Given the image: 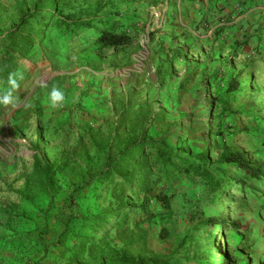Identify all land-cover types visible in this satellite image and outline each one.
<instances>
[{
	"label": "rangeland",
	"instance_id": "374dc122",
	"mask_svg": "<svg viewBox=\"0 0 264 264\" xmlns=\"http://www.w3.org/2000/svg\"><path fill=\"white\" fill-rule=\"evenodd\" d=\"M95 5L100 9L89 14L130 33L131 45L97 53L99 19L67 35L60 16L84 18V9ZM49 10L52 19L40 26ZM19 31L33 39L26 50L32 57L11 51ZM3 56H14L23 68L15 77L14 105L0 104V264H113L126 251L110 222L92 233L79 227L85 217L110 214L116 220L125 211L132 213V226L149 229L155 250L173 251L182 240L177 260L218 264L226 253L231 264H264V178L247 180L221 162L224 150L238 147L264 170V0H0ZM192 73L181 91L180 82ZM53 86L65 92L59 106L48 99ZM9 88L0 78V96ZM130 95L131 110L149 104L165 121L178 123L175 129L182 127L168 138L171 147L192 157L208 150L207 176L166 183L161 189L169 207L152 199L151 220L143 214L144 195L124 190L120 176L111 180L108 174L134 137L164 132L151 112L134 132L120 125ZM34 149L59 167L53 192L38 191L29 179ZM208 175L225 190H216ZM212 217L225 220L202 228ZM162 227L170 240L159 237ZM63 230L68 236L60 243ZM91 237L104 239L92 246ZM246 253L248 260H241Z\"/></svg>",
	"mask_w": 264,
	"mask_h": 264
},
{
	"label": "trees",
	"instance_id": "16d2710c",
	"mask_svg": "<svg viewBox=\"0 0 264 264\" xmlns=\"http://www.w3.org/2000/svg\"><path fill=\"white\" fill-rule=\"evenodd\" d=\"M99 4V2H97ZM99 10L100 5L94 6L92 8H85L84 18L77 20L69 21L71 15L65 17L60 16V21L63 23L66 28L67 35L72 36L76 35L81 29H90L91 23L94 20L99 19L101 28L95 35L93 42L96 49V52L103 54L111 49L120 48L123 46L131 45L133 43V37L130 33L118 31L116 29V23H110L109 19L106 17H97L92 14H89L91 10ZM99 12V11H98ZM89 15V16H88ZM54 16V15H53ZM52 19V10H49L44 16L41 15V25L44 26L46 21ZM45 20V21H44ZM79 21V23H75ZM30 34H27L23 31H19L12 37L11 51L13 54L22 53L24 57L28 56L26 50L28 45L32 42V38H29ZM33 43H36L34 41ZM180 52H183L182 49H179ZM51 62H54L52 57H47ZM22 64L18 65L17 59L14 56L5 58L3 56L0 59V78L3 81L8 83V78L12 75L14 78L22 70ZM241 70V69H239ZM243 72H245L243 70ZM195 78V74L186 75L179 86L180 90L184 91L188 88L189 83ZM231 80V79H230ZM203 85L205 84L202 80ZM236 84V83H234ZM231 88L228 87L227 90ZM248 90V89H247ZM30 91L27 90L23 97H25ZM128 103L120 109V125H123L124 129L128 132H134L139 124L141 117L145 116L147 112H151L152 120L157 122L164 132L157 138H146L144 135L139 137H134L132 143L124 146L117 157L111 162L108 166L109 172L111 175V180H114V175H119V183L122 185L123 189L129 191L131 194L136 196L139 193L144 195V210L143 214H146L147 220H151L154 216L150 207V201L155 200L156 203L162 204L163 208L169 207V196L166 193H163L162 187L166 183H169L174 178L181 177H191L207 176L208 161L206 157L208 156V150H203L199 153H196L193 157L190 155L189 150L178 149L171 147L168 143V138L173 136L176 138L178 133L181 131V128L175 129L179 124L176 122L165 121L164 113L161 111H156L152 105L143 103L134 110H131L133 101L132 96L127 97ZM212 102V99H210ZM226 104V103H225ZM214 111V109H213ZM211 112V110H210ZM206 120H209V124L213 120L208 114ZM189 123L185 121L183 124ZM190 125V123H189ZM222 164L226 165V168H233L239 171H242L244 175L247 176V180H258L259 178H264V170L261 165L251 162L248 159V153L243 149L238 147L228 148L223 151ZM33 164L32 170L29 173V179L34 182V186L38 191H54V177L58 165L53 162L45 161L42 156L39 154L37 149H34L32 153ZM141 172L140 177L137 179L136 183H133L134 174ZM153 173L156 175L153 176ZM209 179L213 183L214 188L217 190L224 191L225 187L221 181L216 182L210 175ZM112 182V181H111ZM162 182V185L159 187L158 183ZM236 183H243V181L238 180ZM223 194V193H222ZM221 194V195H222ZM221 198V196H220ZM148 208V209H147ZM143 209V208H141ZM132 213L130 211L122 212L119 215V219L114 220L115 217H111L110 214L107 215H92L85 217L82 224L79 228L83 229L87 233L94 232V227H98L100 224H107L110 222V227L115 228L116 237L120 240L124 250L126 252L121 253L120 257L113 258L111 261L113 264H197L195 260H177L175 255V250L178 249L183 241L179 240L178 244L175 246L176 249L173 251L164 252L163 250H155L150 242V233L149 229H146L141 225V223H135L133 226L130 224V218ZM113 216V215H112ZM225 216V215H223ZM210 221L205 223L202 228L207 225H217L224 222L223 218L212 217L209 218ZM68 233H65L63 230L59 236L58 241L64 243ZM74 240L81 239L80 235H72ZM95 234H93V237ZM242 236H245L242 234ZM91 237L89 240L90 245H94L96 240H103L104 237H99L94 239ZM159 237L168 241L171 238L170 232L166 227H162L159 231ZM245 250H247L246 245ZM72 252H77L73 250ZM126 253H132L135 256H140L143 261H131L128 260ZM249 258L248 253H246L241 260L247 261ZM218 264H231L227 258V254L223 253L219 260Z\"/></svg>",
	"mask_w": 264,
	"mask_h": 264
},
{
	"label": "clouds",
	"instance_id": "9594fccd",
	"mask_svg": "<svg viewBox=\"0 0 264 264\" xmlns=\"http://www.w3.org/2000/svg\"><path fill=\"white\" fill-rule=\"evenodd\" d=\"M8 84L10 85V88L0 96V104L14 105L15 96L13 95V90L18 87V83L17 80L10 75L8 78ZM48 99L52 106H59L65 101V92L60 87L53 86L48 93Z\"/></svg>",
	"mask_w": 264,
	"mask_h": 264
}]
</instances>
